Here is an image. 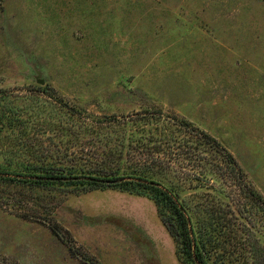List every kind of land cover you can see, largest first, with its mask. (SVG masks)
I'll return each instance as SVG.
<instances>
[{
  "label": "rangeland",
  "instance_id": "1",
  "mask_svg": "<svg viewBox=\"0 0 264 264\" xmlns=\"http://www.w3.org/2000/svg\"><path fill=\"white\" fill-rule=\"evenodd\" d=\"M1 90L26 130L0 148L36 155L64 150V106L75 122L160 113L143 148L193 229L219 238L211 259L264 264V206L249 193L264 200V0H0ZM68 190L0 184V264H180L149 197Z\"/></svg>",
  "mask_w": 264,
  "mask_h": 264
},
{
  "label": "trees",
  "instance_id": "2",
  "mask_svg": "<svg viewBox=\"0 0 264 264\" xmlns=\"http://www.w3.org/2000/svg\"><path fill=\"white\" fill-rule=\"evenodd\" d=\"M40 88L42 93L47 94L45 86ZM77 114L79 112L73 108L64 106L61 118L58 117L64 130L63 139L60 140L64 150L59 151L62 155L49 152L36 155L27 145H23V152L18 146L15 148L14 144L0 148V184L42 190L63 187L75 193L115 187L132 194L145 195L154 202L161 221L174 238L175 253L180 264H220L215 258L211 259L221 245L219 238L202 236L199 230L193 229L191 215L179 199V194L172 186L155 177L152 168L157 156L143 148L146 145L144 147L148 149L150 143V139L144 138L148 132L145 126L153 124L154 127H160L158 121L162 115L136 112L133 116L75 122ZM25 122L23 115L14 108L7 91L1 90L0 141L4 136L11 140L12 137H22L26 130ZM178 123L186 128L190 125L184 120ZM189 129L199 138L201 145L207 147V151L221 155L232 164L236 163L232 155L209 134ZM138 133L141 135L137 136ZM133 136L138 141L135 148L132 146ZM86 137L87 148L76 153L72 159H66L64 155L69 149ZM13 157L16 159L13 160ZM249 193L264 206L261 196L255 191Z\"/></svg>",
  "mask_w": 264,
  "mask_h": 264
},
{
  "label": "water",
  "instance_id": "3",
  "mask_svg": "<svg viewBox=\"0 0 264 264\" xmlns=\"http://www.w3.org/2000/svg\"><path fill=\"white\" fill-rule=\"evenodd\" d=\"M32 67H33V70H34V72H35V77H36V81H37V83H39V84L42 85L44 82H43L42 79L39 78V76H40V71H39L35 66H32Z\"/></svg>",
  "mask_w": 264,
  "mask_h": 264
}]
</instances>
